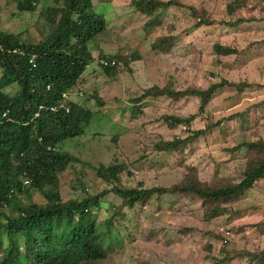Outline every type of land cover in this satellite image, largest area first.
I'll return each mask as SVG.
<instances>
[{"label":"rangeland","instance_id":"obj_1","mask_svg":"<svg viewBox=\"0 0 264 264\" xmlns=\"http://www.w3.org/2000/svg\"><path fill=\"white\" fill-rule=\"evenodd\" d=\"M131 1L93 0L95 11L107 18L108 27L92 43L94 63L69 95L95 116L85 128V136L68 141L63 151L81 153L82 160L91 165L86 167L88 175L83 177L91 194L100 190L92 167L117 159L130 164L141 157L145 159L138 168H130L133 176L124 178L129 187L143 183L147 188H172L183 181L188 166L198 169L203 184L219 180L238 182L248 160L235 147L244 141L264 140V87L252 86L239 92L225 86L204 113H199L200 100L196 97L149 98L140 103L142 113L136 115L131 101L151 87L206 90L223 80L264 85V0H241L233 12L228 5L235 0H182L187 7L208 9L213 24L200 27L202 12L195 14L188 8L177 7L162 14L150 32L145 30L148 17L131 7ZM43 4V8L54 7L56 2L44 0L37 12L26 13L17 10L14 0H0V30L13 34L25 31V41H43L50 32L45 17L40 15ZM161 39L173 40L169 53L154 49ZM218 44L237 53L215 54L214 46ZM135 52L140 59L114 77L98 66L101 53L126 56ZM5 91L12 95L15 90L9 87ZM95 94L102 98L104 107L97 106ZM193 115L197 117L190 125L173 128L165 121L170 116L183 119ZM209 127L212 130L189 145L185 155L174 154L160 163L162 160L154 150L158 143L176 137L185 139L194 131ZM74 166V172L69 169L60 179L64 200L84 195L82 190L75 191L72 184L74 173L82 170V164ZM34 198L39 204L44 201L38 195ZM105 200L110 206L120 203L114 195ZM227 207L228 214L207 221L201 202L186 193L152 199L139 210L134 235L130 237L126 231L117 234L121 245L115 247L105 264H215L212 258L223 248L222 240L202 233L214 232L223 237V228L231 232L229 248L264 249V180L257 182L242 200ZM103 210V217L108 218L107 207ZM185 228L195 231L181 233ZM207 242L213 244L214 252L206 249Z\"/></svg>","mask_w":264,"mask_h":264},{"label":"trees","instance_id":"obj_2","mask_svg":"<svg viewBox=\"0 0 264 264\" xmlns=\"http://www.w3.org/2000/svg\"><path fill=\"white\" fill-rule=\"evenodd\" d=\"M14 1L20 12L35 13L44 0ZM55 2L54 7L43 8V4L40 10L50 29L43 41H25V31L13 34L0 30V264H105L115 247L121 245L117 234L126 231L132 237L138 228L139 210L152 199L161 200L167 194L186 193L201 202L205 219L212 221L228 214L229 204L242 200L257 182L264 180V140L259 139L244 141L235 147L238 152H244L248 160L238 182L219 180L203 184L198 169L188 166L189 172L183 181L172 188H147L143 183L129 187L124 178L133 176L130 168H138L145 159L141 157L130 164L117 159L108 165L92 167L100 190L91 194L89 185L83 181V177L88 175L86 167L91 165L82 160L81 153L72 155L62 148L68 141L85 136V128L95 114L78 102L69 103V111L53 113L47 110L63 100L65 94L78 88L94 63L91 45L107 30L108 22L103 14L95 11L93 0ZM235 2L228 5L230 12L241 0ZM130 5L148 17L145 24L147 32L160 21L162 14L177 7L188 8L195 14L202 12L200 27L214 22L208 9L188 4L187 7L182 0H132ZM172 46L173 40L161 39L154 49L169 53ZM214 50L215 54L222 56L237 53L235 49L219 44L214 46ZM99 59L98 66L114 77L118 71L130 69L131 63L140 57L136 52L126 56L101 53ZM225 86L239 92L252 86L264 87L226 80L206 90L177 91L151 87L131 101L134 103L132 112L135 115L142 113L140 103L143 100L166 96L171 100L196 97L200 100L199 113H204ZM9 87L15 90L14 94L6 93L5 89ZM94 98L97 106L104 107L101 97L95 94ZM41 105L45 109L39 118H35ZM7 110L10 113L3 118ZM196 117L182 119L170 116L165 121L175 128L190 125ZM210 130L212 127L194 131L185 139L176 137L158 143L154 150L162 160L160 163L174 154L178 157L185 155L188 146ZM49 147L55 150L50 151ZM75 163H81L82 170L78 173L81 176L74 173L72 184L75 191L82 190L84 195L64 200L60 179L69 169L74 172ZM34 195L41 197L43 203L35 201ZM110 195L120 200L118 206L107 205L105 198ZM104 207L108 209V218L103 217ZM193 231L195 229H181V233ZM202 236L218 238L222 243L225 239L214 232L202 233ZM229 240L223 243L217 257L213 254L215 264H230L238 260L246 264H264V249H231ZM206 249L214 252L213 244L207 242Z\"/></svg>","mask_w":264,"mask_h":264},{"label":"clouds","instance_id":"obj_3","mask_svg":"<svg viewBox=\"0 0 264 264\" xmlns=\"http://www.w3.org/2000/svg\"><path fill=\"white\" fill-rule=\"evenodd\" d=\"M48 89H50V87H48ZM71 93H72V92L65 94L63 100H61L59 103H57V104L51 106L50 108H48L47 111H50V112H53V113H57V112H59L60 110H66V111H69V110H70L69 103H75V102H73V100H71V97H70V95H69V94H71ZM81 105H82V104H81ZM41 107H43V108H41ZM44 109H45V107H44L43 105H41V106L39 107V111H37V113L35 114V118H39L40 115L42 114V110H44ZM9 113H10V112H9L8 110L5 111V112L3 113V118H7ZM52 149H54V148L49 147V150H50V151H51ZM54 150H55V149H54ZM24 182L27 183L26 180H24Z\"/></svg>","mask_w":264,"mask_h":264},{"label":"built area","instance_id":"obj_4","mask_svg":"<svg viewBox=\"0 0 264 264\" xmlns=\"http://www.w3.org/2000/svg\"><path fill=\"white\" fill-rule=\"evenodd\" d=\"M102 64H106L104 61H101ZM43 108V107H41ZM221 234L224 235L223 237H225L223 243L226 244L227 243V239L230 238L231 236V232L226 231L224 228L221 229Z\"/></svg>","mask_w":264,"mask_h":264}]
</instances>
